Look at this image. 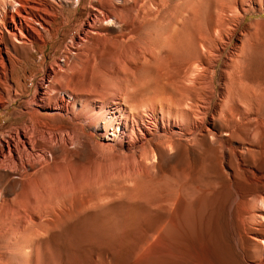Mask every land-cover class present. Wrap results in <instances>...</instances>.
Returning a JSON list of instances; mask_svg holds the SVG:
<instances>
[{
    "label": "rangeland",
    "instance_id": "obj_1",
    "mask_svg": "<svg viewBox=\"0 0 264 264\" xmlns=\"http://www.w3.org/2000/svg\"><path fill=\"white\" fill-rule=\"evenodd\" d=\"M131 2L94 3L121 19L132 6L138 20L98 24L88 38L81 25L95 15L92 0L64 3L68 21L60 17L47 47L20 66L24 98L11 115L0 112V134L25 120L15 110L55 69L50 103L70 97L75 120L57 123L76 136L68 155H49L31 172L40 186L33 209L2 226L0 264H219L220 248L238 258L225 176L263 140L255 125L241 139L256 115L239 97L243 85L264 90V0ZM157 33L168 36L162 52Z\"/></svg>",
    "mask_w": 264,
    "mask_h": 264
},
{
    "label": "bare ground",
    "instance_id": "obj_2",
    "mask_svg": "<svg viewBox=\"0 0 264 264\" xmlns=\"http://www.w3.org/2000/svg\"><path fill=\"white\" fill-rule=\"evenodd\" d=\"M68 1L70 0H0V112H3L5 116L11 115L10 110L15 108L19 101L24 98L15 81L20 66L30 55L36 53L39 45L47 47L46 35L53 31L54 25L60 17H63L65 22L68 21L64 7H62ZM115 1L122 4L124 2L132 4V0ZM94 3L103 6L107 0H92L91 7L95 11V15L90 16L81 25L85 38H88L90 34L97 33L98 24H106L115 28L120 22L129 26L130 23L134 25L138 20L137 15L133 13L132 6L126 8L127 19H121L118 18L119 16L109 17ZM79 6L80 4H78ZM153 8L156 7L151 2L149 9L153 10ZM194 8L193 3L188 5L189 11H193ZM155 36L158 40V47L155 50L162 52L168 43V36L160 33L155 34ZM54 70L48 69L45 72L43 84L38 86L34 96L25 102L20 110H15V119L25 118V120L19 124H14L0 134V231L11 217L22 213L28 215L33 209L29 195L36 186H39V179L38 173L31 172L47 164L46 160L49 155L58 157L62 153L66 154L68 145L73 142L76 136L72 128L57 123L58 120L66 121L69 118L70 106L66 98L70 99V97L66 95L60 98V95V99L56 100L55 98L56 103L54 105L50 103L51 91L46 89L45 84L51 79L52 73L56 72ZM52 79L54 80V78ZM230 81L244 83L241 78L238 80L231 78ZM239 101L252 105L253 111L249 110V112L256 115L254 122H250L253 120L250 119L241 128L239 127L240 132L247 135V137L241 136V139L250 141L248 136L250 127L255 125V131L263 135V140L257 146L251 144L253 147L247 150L245 156L248 155L246 163H242L238 159L239 166L225 176L229 182V190L232 191L231 196L233 195L229 215L232 223V236L238 246L239 255L235 259L230 249L220 248L218 262L219 264H264V90L262 91L261 88L247 89V85H243ZM233 111L230 112V118L226 120L228 122L227 128L236 119V113ZM227 113L224 114L229 116ZM70 118L68 121L73 123L75 118ZM4 128L6 126L2 127V129ZM42 171L50 172L51 168L44 166ZM17 176H21V178L17 179ZM12 195H16V197L10 205L6 197Z\"/></svg>",
    "mask_w": 264,
    "mask_h": 264
}]
</instances>
